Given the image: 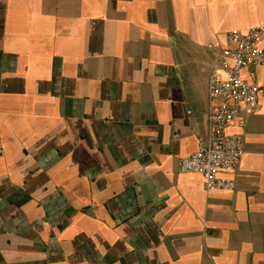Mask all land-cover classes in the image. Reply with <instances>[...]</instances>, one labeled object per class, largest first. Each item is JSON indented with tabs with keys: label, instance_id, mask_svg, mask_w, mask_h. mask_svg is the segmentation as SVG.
Listing matches in <instances>:
<instances>
[{
	"label": "crops",
	"instance_id": "0c3cea01",
	"mask_svg": "<svg viewBox=\"0 0 264 264\" xmlns=\"http://www.w3.org/2000/svg\"><path fill=\"white\" fill-rule=\"evenodd\" d=\"M261 26L264 0H0V264H264V67L235 192L178 168Z\"/></svg>",
	"mask_w": 264,
	"mask_h": 264
},
{
	"label": "built area",
	"instance_id": "2783aa9c",
	"mask_svg": "<svg viewBox=\"0 0 264 264\" xmlns=\"http://www.w3.org/2000/svg\"><path fill=\"white\" fill-rule=\"evenodd\" d=\"M263 38L264 26L231 31L226 35V47L216 52L207 84V138L195 153L178 162L180 173L200 175L208 192L236 190V172L245 155L244 138L227 134V130L234 124L244 127V116L258 109L260 89L245 80L243 72L264 67Z\"/></svg>",
	"mask_w": 264,
	"mask_h": 264
}]
</instances>
